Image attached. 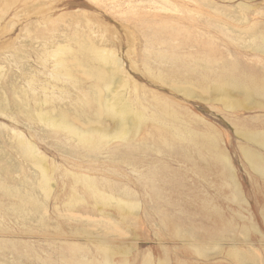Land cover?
Returning <instances> with one entry per match:
<instances>
[{"label": "rangeland", "instance_id": "374dc122", "mask_svg": "<svg viewBox=\"0 0 264 264\" xmlns=\"http://www.w3.org/2000/svg\"><path fill=\"white\" fill-rule=\"evenodd\" d=\"M263 41L264 0H0V264H264V175L244 155L264 159V99L215 84L263 81ZM94 51L115 56L111 86ZM111 93L141 116L128 139H110ZM92 131L108 142L75 137Z\"/></svg>", "mask_w": 264, "mask_h": 264}, {"label": "bare ground", "instance_id": "6f19581e", "mask_svg": "<svg viewBox=\"0 0 264 264\" xmlns=\"http://www.w3.org/2000/svg\"><path fill=\"white\" fill-rule=\"evenodd\" d=\"M128 13H130V15H134V16H136L137 15V12H135V11H131L130 10V8H128ZM128 17H130V16H128ZM136 18V17H135ZM138 18V17H137ZM146 18V17H145ZM131 19V18H130ZM143 19V18H142ZM146 20V19H145ZM141 22V21H140ZM141 23H143V22H141ZM143 25V24H142ZM148 25V24H147ZM153 29V28H152ZM153 32V31H152ZM151 32V33H152ZM157 33H159V32H157ZM160 34V33H159ZM155 35H156V33H155ZM172 35V34H171ZM151 36H152V34H151ZM150 38V37H149ZM83 40V39H82ZM150 40V39H149ZM159 41V40H158ZM154 42V41H153ZM151 43V42H150ZM149 44V43H148ZM152 44V43H151ZM157 44V43H156ZM155 44V45H156ZM263 47H262V51H263V53H264V41H263V45H262ZM80 47V46H79ZM57 48V47H56ZM55 49V48H54ZM61 49V48H60ZM96 49V48H95ZM167 49V48H166ZM258 49V48H257ZM259 49H260V47H259ZM97 50V49H96ZM65 51V50H64ZM92 51V50H91ZM61 52V51H60ZM103 52V51H102ZM19 53V52H18ZM21 53V52H20ZM81 53V52H80ZM93 53V52H92ZM162 53V52H161ZM168 53V52H167ZM173 53V52H172ZM40 54V53H39ZM104 54H106V52L104 53ZM103 53L101 54V53H99V52H95L94 51V54H92V58H94L95 59V61L97 60V63H99V65L102 67L101 69H99L98 71H97V73H96V76H97V81L98 82H100L101 84H105L106 86H111V84L113 83V79H114V71L116 70V68H117V61H116V59H115V56L112 54V53H107V55H104ZM88 56H90V55H88ZM164 56H165V53H164ZM22 57V56H21ZM170 58H173L172 56H169ZM168 57V58H169ZM15 58V57H14ZM88 59V58H87ZM162 59V58H161ZM176 60V59H175ZM58 61V60H57ZM44 62V61H43ZM58 63V62H57ZM63 63H66V62H63V59L62 60H60V62H59V64H63ZM70 63V62H69ZM42 66V65H41ZM47 66V65H46ZM94 66V65H93ZM119 68V67H118ZM72 70H74V68H72ZM5 71V70H4ZM75 71V70H74ZM6 72V71H5ZM174 73V72H173ZM228 73V72H227ZM230 73V72H229ZM232 74H233V72H232ZM236 74H238V73H236ZM45 75V74H44ZM64 75V74H63ZM70 75V74H69ZM174 75V74H173ZM231 75V74H230ZM34 76V75H33ZM238 76H239V74H238ZM52 78V77H51ZM57 78V77H56ZM64 78V77H63ZM72 78V77H71ZM55 79V78H54ZM58 79V78H57ZM119 79V78H118ZM117 79V80H118ZM222 79V78H221ZM17 80V79H16ZM48 81V80H47ZM119 81H121V80H119ZM117 82V81H116ZM29 83V82H28ZM118 83V82H117ZM120 83V82H119ZM121 84V83H120ZM216 84V87H218L219 89H221V91H223V92H225V93H227L228 91H237V92H239V93H241L242 95H243V97H244V99H246L248 102H251V104L253 103L254 104V100L255 99H259V98H261V99H264V80L263 81H260V82H257V81H255L254 79H247V78H239V77H237V75L236 76H234V75H232L231 76V79L229 80V78H226V79H224V80H220V81H218V82H216L215 83ZM214 84V85H215ZM213 85V84H212ZM18 86V85H17ZM121 86V85H120ZM21 87V86H20ZM211 87V86H210ZM213 87H215V86H212V88ZM39 88V87H38ZM101 88V87H100ZM117 90H118V88H119V86L117 85ZM217 88V89H218ZM114 89V88H113ZM187 89V88H186ZM185 89V90H186ZM190 89H192V88H190ZM214 89V88H213ZM218 89V90H219ZM115 90V89H114ZM113 90V91H114ZM37 91V90H36ZM60 91V90H59ZM69 91V90H68ZM112 91V92H113ZM190 91V90H189ZM214 91H216V90H214ZM56 92V91H55ZM119 92V91H118ZM121 92V91H120ZM185 92V91H184ZM193 92V91H192ZM191 92V93H192ZM37 93V92H36ZM216 93V92H215ZM236 93V92H235ZM112 94V93H111ZM119 94L120 93H118V95H115V94H112L113 96L112 97H110V98H108L107 96L106 97H103V95H102V97L104 98H102L103 99V101H102V103H101V107H102V111L103 112H105V113H108L109 115H112L113 117H115V118H117V120H118V124H119V128H120V130H118L119 131V133H117L116 135L117 136H113V134L111 135L110 134V136H112V137H110V139L112 140V139H119V140H125V139H128L129 138V132H130V129H131V127H132V121H133V123L135 124V121L136 122H138L137 120L141 117L140 115H137L136 113H135V115L132 113V111H131V107L133 106V105H131V107H129L130 105H129V103H131L130 101H128L129 103H127L126 102V100L123 102V101H121L120 100V98L118 97L119 96ZM221 94V93H220ZM28 95V94H27ZM186 95H188V92H187V94ZM230 95H232V94H230ZM235 95V94H234ZM237 95V94H236ZM235 95V96H236ZM223 96V95H222ZM225 97H226V94L224 95ZM45 97V96H44ZM227 97H229V96H227ZM48 98V97H47ZM221 98V97H220ZM234 98V97H233ZM232 98V99H233ZM236 98V97H235ZM234 98V99H235ZM50 100H51V98H49ZM223 99L224 100H226L224 97H223ZM230 99V98H229ZM228 99V100H229ZM46 100V99H45ZM61 100V99H60ZM240 100V99H239ZM241 100H242V98H241ZM260 100V99H259ZM19 101V100H18ZM59 101V100H58ZM230 101V100H229ZM238 101V100H237ZM64 102V101H63ZM75 102H77V101H75ZM82 102V101H81ZM231 102H233V101H231ZM236 102V101H235ZM241 102H243V100L241 101ZM257 102V101H256ZM261 102V101H260ZM36 103V102H35ZM43 103V102H42ZM228 104V103H227ZM231 104V103H230ZM234 104V103H233ZM235 104H237V103H235ZM82 105V104H81ZM238 105V104H237ZM241 105V104H240ZM244 105V104H243ZM257 105V104H256ZM262 105V104H261ZM261 105H259V106H261ZM25 106V105H24ZM234 106H236V105H234ZM246 106V105H245ZM250 106V105H249ZM31 107V106H30ZM42 107V106H41ZM51 107V106H50ZM237 107V106H236ZM52 108V107H51ZM247 108V107H246ZM40 109V108H39ZM27 110V109H26ZM56 110V109H55ZM166 110V109H165ZM30 111V110H29ZM9 112V111H8ZM42 112V111H41ZM134 112H135V110H134ZM31 113H33V112H31ZM139 113V112H138ZM26 114V113H25ZM36 114V113H35ZM35 114H33V115H35ZM41 114V113H40ZM43 114H45V113H43ZM48 114V113H47ZM22 115V114H21ZM27 115V114H26ZM38 115V114H37ZM42 115V114H41ZM46 115V114H45ZM44 115V117H43V119H42V122L44 123V125H46V126H48V127H61V125H63L64 123H63V121L65 120V119H63V117H62V120L63 121H61L62 123H61V125H60V121H53L52 119H51V117H48V116H45ZM176 115V114H175ZM40 115H38V117H39ZM179 116V115H178ZM37 117V116H36ZM142 117H144V116H142ZM53 118V117H52ZM35 119V118H34ZM59 119V118H58ZM21 120V119H20ZM66 121V120H65ZM15 122V121H14ZM41 122V121H40ZM9 123V122H8ZM1 124V123H0ZM67 124H69V123H67ZM137 124V123H136ZM135 124V125H136ZM66 125V124H65ZM70 125V124H69ZM134 125V126H135ZM32 126V125H31ZM64 126V125H63ZM62 126V127H63ZM134 126H133V129H134ZM136 127H138V125L136 126ZM56 128V129H57ZM64 128V127H63ZM63 128H61V129H63ZM66 128V127H65ZM178 128V127H177ZM5 129V128H4ZM69 129V128H68ZM71 129V128H70ZM137 128H135V130H136ZM185 129V128H184ZM174 130V129H173ZM186 130V129H185ZM69 131V130H68ZM80 131V130H79ZM78 131V132H79ZM20 132V131H19ZM132 132H134L133 130H132ZM22 133V132H21ZM76 132H74V134H75ZM6 134V133H5ZM23 134V133H22ZM95 134V135H94ZM185 134H187V133H185ZM207 134V133H206ZM260 134V133H259ZM263 134V133H262ZM24 135V134H23ZM115 135V134H114ZM189 135V134H188ZM258 135V134H257ZM175 136H176V134H175ZM210 136V135H209ZM208 136V137H209ZM9 137V136H8ZM14 137H17V140H18V143L17 144H20L21 146H22V152L23 153H26L28 156H31L32 158H34V160H35V162H36V165L38 166V168L41 170V172H42V175H43V177H42V181H41V183H42V186H43V188L44 187H46L47 186V183L48 182H46V174H45V167L43 166V163H42V158L39 156V155H37V152L34 150V148L30 145V144H28V143H26V142H24V137H23V139L21 138L22 136L18 133H16V136H14ZM75 137H78V141H80V142H82V143H85V144H87V146H97L98 144H100V142H108V138H109V136H104V137H99V136H96V133L95 132H88V133H79L77 136H75ZM73 138V137H72ZM41 139V138H40ZM109 139V140H110ZM210 139H211V137H210ZM254 139V140H253ZM251 140H253L255 143H257L258 145H260L261 147H263V149H264V136H258V137H252V139ZM27 141H28V139H27ZM210 141V140H209ZM252 141V142H253ZM210 142H213V140L211 139V141ZM216 142V141H215ZM16 144V145H17ZM106 144V143H105ZM217 144V143H216ZM38 145V144H37ZM81 145V144H80ZM212 146L214 147V149H216V146H214V144H212ZM247 148V147H246ZM13 149V148H12ZM205 149V148H204ZM249 149V148H248ZM247 149V150H248ZM218 150V149H217ZM216 150V151H217ZM245 151V158H246V160H247V162H248V165L250 166V169L251 170H253V171H255V172H257V173H259V174H262V175H264V159L260 156V155H258V154H256V153H254V152H252V151ZM250 150V149H249ZM20 151V150H19ZM22 153V155H24ZM242 153V152H241ZM215 155H217V157H216V160H218L219 162H221V165H223V167L224 168H226V165L227 166H229L228 164H226L225 162H226V160H225V158L223 157V155L221 156V154L220 153H218V152H216V154ZM242 155H243V153H242ZM244 155H243V157H244ZM201 157H202V155H201ZM30 160V159H29ZM201 160V159H200ZM33 161V160H32ZM46 161V160H45ZM208 163V162H207ZM35 164V163H34ZM46 165V164H45ZM51 165V164H50ZM218 167V166H217ZM222 167V168H223ZM55 168V167H54ZM216 169V168H215ZM229 170V169H228ZM51 171V170H50ZM230 171V170H229ZM231 172V171H230ZM223 174V173H222ZM225 174V173H224ZM226 175V174H225ZM49 176V175H48ZM229 175H227V177H228ZM231 176V175H230ZM224 178V177H223ZM231 178V177H230ZM263 179V178H262ZM48 180V179H47ZM93 180V179H92ZM232 180V179H231ZM37 181V180H36ZM89 181V180H88ZM226 181V180H225ZM234 182V181H233ZM226 183V182H225ZM86 184V183H85ZM87 184H88V186H89V188L90 189H92V187H93V185L90 183V182H87ZM227 185V184H226ZM234 185V184H233ZM48 187V186H47ZM238 186H236V188H237ZM42 188V189H43ZM233 188V187H232ZM88 188H86V190H87ZM89 190V189H88ZM234 190V189H233ZM52 191V190H51ZM95 191V190H94ZM85 192V191H84ZM97 192V191H96ZM235 192V191H234ZM44 194V193H43ZM234 194V193H233ZM103 195V194H102ZM101 195V196H102ZM235 195V194H234ZM237 195H238V193H237ZM104 196V195H103ZM106 197V196H105ZM225 197H226V195H225ZM46 198H47V196H46ZM238 198V197H237ZM45 199V198H44ZM109 200V199H108ZM231 200V199H230ZM237 200V199H236ZM101 201V200H100ZM120 206H121V204L120 203H118ZM124 203L122 202V205H123ZM125 207V206H124ZM123 208V207H122ZM129 208V207H128ZM124 209V208H123ZM227 229V228H226ZM248 232V231H247ZM236 247V246H235ZM199 248V247H198ZM231 248V247H230ZM111 249V248H110ZM195 250H197V249H195ZM201 250L203 251V249L201 248ZM233 250H235V249H233ZM107 251V250H106ZM105 251V252H106ZM198 251V250H197ZM196 251V252H197ZM199 252V251H198ZM107 253V252H106ZM232 253V252H231ZM231 253H230V255H231ZM201 254H203V253H201ZM201 254H198V255H201ZM118 255V254H117ZM232 255H233V259H235L236 261H237V264H255V262H254V260H252L251 258H250V256H248L246 253H242V252H239V251H233V253H232ZM231 255V256H232ZM106 256L108 257V253L106 254ZM207 256V255H206ZM104 257V256H103ZM105 258V257H104ZM106 259V258H105ZM110 261V260H109ZM108 261V258L106 259V264H112V263H110ZM235 261V262H236ZM109 262V263H108ZM126 263V262H125ZM257 264H258V262H256ZM100 264V263H99ZM121 264V263H120ZM159 264H163V263H159Z\"/></svg>", "mask_w": 264, "mask_h": 264}]
</instances>
